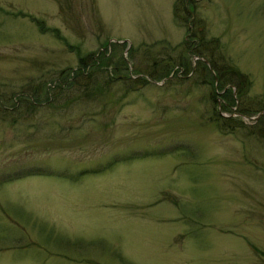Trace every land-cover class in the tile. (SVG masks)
Segmentation results:
<instances>
[{
	"label": "rangeland",
	"instance_id": "obj_1",
	"mask_svg": "<svg viewBox=\"0 0 264 264\" xmlns=\"http://www.w3.org/2000/svg\"><path fill=\"white\" fill-rule=\"evenodd\" d=\"M174 1L0 0V264H264V137L244 134L257 115L235 112L237 100L220 111L247 127L237 136L207 121L208 93L221 90L196 70L197 54L165 79L133 72L165 53L179 59L180 47L161 43L188 33L172 19ZM182 4L192 29L219 40L246 75L241 103L264 104V0ZM101 50L109 64L90 86L107 76L146 82L88 87L87 98L81 85L26 107L35 85L48 92L58 71Z\"/></svg>",
	"mask_w": 264,
	"mask_h": 264
},
{
	"label": "trees",
	"instance_id": "obj_2",
	"mask_svg": "<svg viewBox=\"0 0 264 264\" xmlns=\"http://www.w3.org/2000/svg\"><path fill=\"white\" fill-rule=\"evenodd\" d=\"M182 1L184 0H177L174 1L172 4V19L175 22L176 26L180 28L185 27L187 29L186 33V38L184 39L182 37V42H180L177 45H172L170 46L169 44H166L165 42L163 43L165 46L163 48H168V50H171L174 52V49L177 47H180L181 53L178 54L179 59L178 60H173L171 55L169 53L167 54V58H151L149 61H147V65L145 66L146 68L141 70L139 68H134L133 67V72L134 74L144 72L147 74L151 79L153 80H159L162 78H167L170 70L177 65L183 68V66H188V61L187 57H190V55L197 54L199 57L203 59V61L198 60L196 62V70H203L207 74V80H205V83H210L212 84V81L215 80L216 86L218 87L219 90H221L220 93L216 94L214 92L213 88L210 90L208 93V97L210 99V107H211V112L209 116L207 117V121L213 124V127L220 133L223 134H232L234 136H237L240 134L239 132H243L247 127L243 125L241 121L238 120L237 117L234 116H222L220 114V111H226V112H231L232 106H234L238 101V103L235 106L234 111L237 112L240 115H251V114H257L259 115L256 118L255 124L253 125V129L251 131H248L244 133L246 136L251 135V134H256L257 136L264 137V104L260 100H255V99H249V102L246 104L241 103V100L243 102V97L248 98V96H245L247 86H248V79L245 74L239 72L236 68L230 66L224 59V56L221 52V49L219 47V43L217 39H208L205 40L203 35H202V30L195 31L192 29V25L195 24L197 21L194 20L193 17H190L189 14L186 13V6L182 4ZM14 15H19L21 17H28V14L22 13V12H17ZM29 19L33 21L39 29H43L42 26V21L38 20L32 16H29ZM55 31V29H52ZM65 41V40H64ZM63 41V42H64ZM207 44V45H204ZM66 45V44H64ZM102 45V44H101ZM114 45V44H113ZM70 50L75 49L77 50L78 46H67ZM206 48V51H203V49ZM133 50H131L132 53ZM106 53V50H101L99 53L98 58H89L88 62L87 61H82L79 60V67L76 69L71 70L70 68L68 69H62L58 71L57 75L59 77V81L55 84L52 85L51 89L48 90V92L43 90V86L38 84L35 85L37 90L30 94H25V98H23V102L26 104V107L31 108L33 107V104L35 102L40 103H46L51 100L53 97L54 92H56L57 95H59L60 92L69 90L73 87H79L83 86L85 87V90L83 92L84 98L89 97V93H86V90L88 87L92 91L95 92H100V86L102 87H109L110 84H112L114 81H119L120 86H122L123 90L125 92L127 91H132L136 87L140 86L143 82H146L143 78L142 75L136 77H128V76H122L121 78H112L111 76H107V79L104 81L102 85H97L95 86H90L89 84L94 83L93 79V74L95 73V70L101 66L105 65L107 66L109 62L107 61V56H104ZM131 56V55H130ZM182 60V61H181ZM119 65L123 64L125 65V61L119 57V60L117 62ZM177 66V67H179ZM87 67H91L92 71L88 74ZM211 70L215 72L212 76ZM203 79H206L205 76L202 77ZM112 82V83H110ZM233 84V85H228V84ZM134 85H137L134 89ZM227 85V86H226ZM234 88V91L231 93V88ZM233 90V89H232ZM91 91V92H92ZM215 95H218L220 98V108L219 110H216L214 107L216 106V101H215ZM29 98V99H28ZM68 103V102H67ZM2 103H0V110L4 109L2 107ZM15 106L14 104H11V107L13 108ZM189 151V149H186ZM190 156L192 155V152L189 153ZM148 155H145L146 157ZM135 156H129L126 159H122L124 161H130L134 158ZM140 157V156H139ZM151 157V156H150ZM141 158V157H140ZM119 160H111L108 162V166L105 168H102V171L104 169H109L113 164H116ZM32 171H38L37 169H32L29 168ZM22 170L17 169V171L11 172L12 174L14 173H19ZM23 170L21 174L18 177H21L22 175H28V172H24ZM95 172L99 173L100 170H96ZM92 172V173H95ZM87 173V172H85ZM10 174V173H9ZM84 174V173H83ZM9 177V175H3V177ZM13 177V176H10ZM14 177V178H18ZM1 181H6L5 178H0ZM166 196V194H164ZM176 204V202H174ZM77 243L76 241L71 242V245H74ZM73 247V246H71ZM68 248V247H67Z\"/></svg>",
	"mask_w": 264,
	"mask_h": 264
},
{
	"label": "water",
	"instance_id": "obj_3",
	"mask_svg": "<svg viewBox=\"0 0 264 264\" xmlns=\"http://www.w3.org/2000/svg\"><path fill=\"white\" fill-rule=\"evenodd\" d=\"M264 112V111H263Z\"/></svg>",
	"mask_w": 264,
	"mask_h": 264
}]
</instances>
